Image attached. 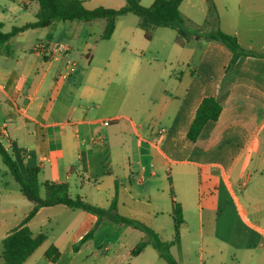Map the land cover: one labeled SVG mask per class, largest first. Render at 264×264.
Listing matches in <instances>:
<instances>
[{
	"label": "crops",
	"instance_id": "1",
	"mask_svg": "<svg viewBox=\"0 0 264 264\" xmlns=\"http://www.w3.org/2000/svg\"><path fill=\"white\" fill-rule=\"evenodd\" d=\"M18 1L23 3L25 13H21L14 0H0V22L6 32L36 22L39 7L34 8L30 0ZM82 1L90 10L99 6L120 9L125 5V0ZM188 1L191 0L183 2L181 13ZM154 2L152 0L151 4ZM205 2L207 4V0ZM224 8L228 10L227 6ZM204 14L199 28L207 33L213 30L212 22L206 23L209 8ZM29 16L30 20L18 23ZM263 20L264 3L240 0L228 19L215 22L224 33L237 36L243 49L261 56H245L232 65L233 55L223 43L193 37L184 46L176 43L180 53L188 56L186 62L180 64L179 75L171 71L164 73L167 71L160 65L146 67L142 60L127 64L109 59L105 63L101 61L104 64L100 65L96 60L97 47L93 53L89 49L92 33L87 31L79 34L90 35L82 49L87 61L73 59L71 51L76 48L69 42H62L63 36L59 34L60 28L68 31L66 23L59 25L55 21L48 28L23 32L0 53V143L26 177L27 169L40 170L43 197L46 195L45 182L66 183L71 197H80L102 209H109L116 201L120 215L159 233L162 227L158 222L165 216L175 226V202L183 206V226L189 227L186 220L188 200L198 194V216L203 221L206 212L220 210L218 191L212 193L208 202L201 197L206 189L211 191L215 185L205 186L209 168L221 170L223 181L232 193L229 174L219 164L210 163V153L218 147L230 149L233 145L240 147L243 153L264 149ZM74 22L81 24V21ZM117 32L118 28L113 38ZM142 33L145 35L143 30ZM32 35L37 43L26 44V38ZM154 39L155 36L145 45H150ZM101 41L102 33L96 42L98 46ZM131 42L135 40L130 39ZM129 52L137 51L129 48ZM137 77H142L145 83H137ZM105 79L116 88L108 94L101 89ZM128 84L143 88V97L137 98L134 92L127 100L126 93L121 90L126 91ZM206 97L217 99L223 113L216 122L205 127L197 142H193L188 139L189 130ZM106 120L110 121L108 126L103 124ZM174 167L185 183L181 187L184 200L171 194L176 182ZM203 171H206L204 176ZM193 173L199 176L196 188L195 182L187 176ZM263 176L264 164L254 178L250 175V180H255L254 192L258 199V195L264 197ZM220 179L219 175L213 177L218 182ZM8 186H0L2 248L3 239L20 227L33 209L29 200ZM233 198L239 205V198ZM16 206L24 212L17 214ZM127 211L133 215H124L129 214ZM9 212L11 217L5 218L3 214ZM251 213L264 222V208ZM98 220L95 214L64 205L42 208L29 223V229L34 236L45 234L47 240L24 264H168L145 232L108 220L98 226L91 240L80 245L96 228ZM250 228L254 234L249 249L244 253L239 243V254H234L229 263L264 264V248H259L260 241L264 240V227L250 224ZM226 231L231 237L233 224H227ZM180 241H174L173 253ZM142 242L147 243L146 249L132 256ZM50 247L59 251L56 262L45 256ZM3 250L0 264H3ZM174 255L179 262L178 255ZM219 255L221 264H226L230 252L220 246Z\"/></svg>",
	"mask_w": 264,
	"mask_h": 264
},
{
	"label": "rangeland",
	"instance_id": "2",
	"mask_svg": "<svg viewBox=\"0 0 264 264\" xmlns=\"http://www.w3.org/2000/svg\"><path fill=\"white\" fill-rule=\"evenodd\" d=\"M21 9V13H25V8L22 2L14 0ZM152 0H144L141 4L144 7H150ZM264 3V0H259ZM216 5V17L219 21L223 19H228V16L231 14V10L234 9V5H238L240 0H217ZM151 4V5H150ZM233 4V5H232ZM34 8H37L38 5L33 4ZM95 4H92V6ZM91 6V4H88ZM227 6L226 10L224 7ZM39 7V6H38ZM114 9V8H112ZM208 9V4L205 0H191L186 2L182 7V15L184 17L185 26L188 29H196L197 26L202 27V20H204V12ZM237 9V7H236ZM30 13L31 9L28 10ZM24 15V14H23ZM31 16L27 19L22 18L18 23H24L25 20H30ZM215 16L211 17L213 30L219 27V25L214 22ZM264 21V20H263ZM104 19H98L87 25V23L74 22L75 24H70L66 22V27L68 31L59 30V34H62V42H69L76 49L72 50V58L79 59L80 61H87V56L82 54V49L84 48L85 41L90 37L88 34L80 36V32H91L92 40H90V50H99L98 55L96 56L97 63L103 65L107 60L111 59L114 61L125 62H135L142 60L146 63V67L151 66V68L156 67L157 65L163 66L164 73H174V75H179L181 73L180 64L186 62L188 56L186 54H181L176 43H177V32L171 28L165 29L163 27L157 28V33L152 32V37L155 36L154 42H151L150 45L147 44V39L142 33V29L139 27L140 17L134 14H128L122 17H119L117 20L118 32L116 37L110 41H101V45H97V40L100 37V34H103L104 31ZM59 25H63V22H59ZM196 26H194V25ZM81 25V26H78ZM82 37V38H80ZM80 38V39H78ZM130 39L135 40V42L129 43ZM25 43L28 45H35L36 37L33 35L30 38H26ZM13 46H10L12 50ZM81 48V51H80ZM129 48L133 49L134 54L129 52ZM95 53V51H94ZM104 63H102V62ZM157 63V64H156ZM159 63V64H158ZM149 68L151 71L152 69ZM120 77L116 79L117 82L120 81ZM140 78V80H139ZM137 83H145L142 77H137ZM105 83L104 86H101V89L107 94L111 93L115 86L111 85L108 79L103 80ZM124 83L122 84V86ZM135 88V89H134ZM116 89V88H115ZM134 89V91H133ZM143 88L132 86L128 84V89L121 90L123 93H126L127 100L134 95L136 92V97L141 98L144 95L142 92ZM128 110V108H127ZM240 150V147L233 145L230 147H218L216 151L210 153V163L219 164L223 170L229 174V183H232V193L227 188L226 183L223 181L222 172L219 168L213 167L208 169V178L205 181V186L208 184L213 185L211 191L206 189L201 197L204 198L206 202L209 201V198L212 196V193L218 191V197L220 201V210L218 212L205 213L204 220L200 221L198 216V194L195 195V198H190L188 200L187 209H186V220L189 222V227L182 226L179 232V238L181 240L177 249L174 251L178 255L179 262L178 264H221V261L218 260L220 257L219 249L220 246L227 249L230 252V256L226 259V264L234 259L235 255L238 253L237 247L243 249L245 253L249 249L251 244V237L254 234L253 230L250 228V224H259L264 227V222L256 219L251 213L252 210L264 208V197H256L254 192L255 180H250V175L254 178L255 172H259L264 164V149L263 150H251L249 152L243 153ZM0 154V186H5L8 184L12 191L21 193L19 184L15 181V178L10 174L9 169L3 162V159ZM260 167V168H259ZM189 168V167H187ZM174 176L176 177V182L174 188H172L171 194L173 197L176 195L178 199H183V190L182 186L185 185L177 176V169L174 167ZM206 171H203V176L206 174ZM249 174V175H248ZM214 175H219L220 181L213 180ZM188 178L191 177V180L195 182L194 187L196 188L199 184V176L193 174L187 175ZM184 177V176H183ZM264 182V176L262 177ZM242 182V184L240 183ZM220 183L218 185V183ZM245 184V187L243 185ZM218 185V186H217ZM208 186L206 188H208ZM197 191V190H196ZM76 192V191H75ZM197 193V192H196ZM72 194L75 196L74 192ZM22 195V193H21ZM239 198V205L233 198L234 196ZM23 196V195H22ZM24 198V197H23ZM177 201V200H176ZM204 201V200H202ZM250 203H256V206H250ZM16 213L22 214L24 210L16 206ZM241 211V212H240ZM124 215H133L131 212ZM216 214L218 216H216ZM5 218L11 217V213H4ZM123 216V215H121ZM1 217V215H0ZM124 217V216H123ZM130 217V216H129ZM128 218V217H124ZM130 219V218H128ZM136 221V220H135ZM233 224L234 232L231 234V237L227 234L226 227L227 224ZM158 224L162 227V232L156 233L160 240H165L166 242L177 241L176 237V228L173 224V221L160 220ZM203 226V228H202ZM202 229V230H201ZM217 229V231H216ZM150 238V237H149ZM182 238V239H180ZM215 240V241H214ZM164 241V242H165ZM175 243V242H174ZM259 248H264V240H261L259 243ZM2 245L0 244V253L2 250ZM171 250L173 257L175 256ZM235 254V255H234ZM239 254V253H238ZM204 259V260H203ZM203 260V261H202ZM224 263V262H222Z\"/></svg>",
	"mask_w": 264,
	"mask_h": 264
},
{
	"label": "trees",
	"instance_id": "3",
	"mask_svg": "<svg viewBox=\"0 0 264 264\" xmlns=\"http://www.w3.org/2000/svg\"><path fill=\"white\" fill-rule=\"evenodd\" d=\"M142 1L143 0H125V5L120 9H109L105 8V6H99L90 10L85 7L82 0H30V2L39 6L36 22L28 23L22 27H16L11 32L4 31V24L0 22V53L1 49L7 48L9 42L19 34L30 29L48 28L55 21L63 23L74 21L92 23L98 19H105L106 25L102 34V39L104 41H110L116 32L118 18L128 14H134L140 17L139 27L145 32V38L147 40L152 39V32L155 28L169 27L176 30L178 35L177 44L179 46H184V44L193 37L199 40L204 38L208 41L223 43V46L233 55L232 65L245 56H261L243 49L237 36L226 34L219 27L207 33L201 32L199 26H197V30L188 29L185 26L184 17L181 13V6L185 0H155L150 7L142 6ZM207 4L210 16L209 19L206 20V23L210 24L212 22L210 21L212 16H215L214 22L217 20L216 5L213 0H207ZM222 113L223 107L217 99L214 97L204 98L197 114H195L189 130L188 139L197 142L202 136L205 127L210 122H216ZM0 154L10 174L19 184L22 195L33 205L32 211L23 220L22 225L3 239L2 244L4 250L1 256L3 264H24L26 260L45 243L47 236L45 234L34 236L29 229V223L36 217L42 208L56 207L59 205H64L71 209L81 210L98 216L99 220L96 228L84 237L80 245L91 240L98 226H100L103 221L108 220L116 224H122V226H132L145 232L146 235L150 237L152 245L160 252L161 257H163L168 264H178L171 254L174 242H163L154 230L146 227V225L121 216L118 213L116 201L109 209H102L85 202L80 197H71L68 184L64 183L57 185L51 182H45L43 184L46 191V195L43 197L40 193V170L38 168H29L27 169L26 177L22 173L18 163L1 143ZM182 209L183 206L175 202L173 219L175 221L176 240L179 238V232L185 223ZM146 247V242L140 243L131 255L137 256L141 254ZM45 256L51 259L52 262H56L60 254L57 248L50 247L48 251L45 252Z\"/></svg>",
	"mask_w": 264,
	"mask_h": 264
},
{
	"label": "built area",
	"instance_id": "4",
	"mask_svg": "<svg viewBox=\"0 0 264 264\" xmlns=\"http://www.w3.org/2000/svg\"><path fill=\"white\" fill-rule=\"evenodd\" d=\"M104 125L108 126L110 124V121L106 120L103 122Z\"/></svg>",
	"mask_w": 264,
	"mask_h": 264
}]
</instances>
